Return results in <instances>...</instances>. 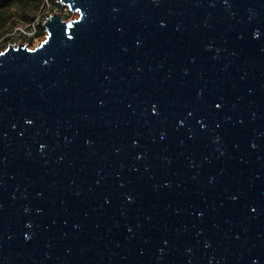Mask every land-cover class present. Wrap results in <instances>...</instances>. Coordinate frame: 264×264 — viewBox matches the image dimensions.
Masks as SVG:
<instances>
[{"label": "water", "instance_id": "water-1", "mask_svg": "<svg viewBox=\"0 0 264 264\" xmlns=\"http://www.w3.org/2000/svg\"><path fill=\"white\" fill-rule=\"evenodd\" d=\"M0 53V264H264V0H52Z\"/></svg>", "mask_w": 264, "mask_h": 264}, {"label": "rangeland", "instance_id": "rangeland-1", "mask_svg": "<svg viewBox=\"0 0 264 264\" xmlns=\"http://www.w3.org/2000/svg\"><path fill=\"white\" fill-rule=\"evenodd\" d=\"M55 13H60L65 22L78 18L77 13L72 15L52 0H13L12 4L0 8V53L8 45L18 46L19 43L34 50L46 38L44 29L36 35L37 26L42 27L43 21Z\"/></svg>", "mask_w": 264, "mask_h": 264}, {"label": "trees", "instance_id": "trees-1", "mask_svg": "<svg viewBox=\"0 0 264 264\" xmlns=\"http://www.w3.org/2000/svg\"><path fill=\"white\" fill-rule=\"evenodd\" d=\"M12 3L13 0H0V8L4 7L7 4H12ZM37 28H38V32H36V35H38L40 32L43 31V28L40 25H38Z\"/></svg>", "mask_w": 264, "mask_h": 264}, {"label": "built area", "instance_id": "built-area-1", "mask_svg": "<svg viewBox=\"0 0 264 264\" xmlns=\"http://www.w3.org/2000/svg\"><path fill=\"white\" fill-rule=\"evenodd\" d=\"M33 32H35V29H34V31Z\"/></svg>", "mask_w": 264, "mask_h": 264}]
</instances>
